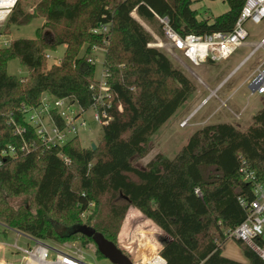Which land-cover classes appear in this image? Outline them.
<instances>
[{
	"label": "trees",
	"instance_id": "16d2710c",
	"mask_svg": "<svg viewBox=\"0 0 264 264\" xmlns=\"http://www.w3.org/2000/svg\"><path fill=\"white\" fill-rule=\"evenodd\" d=\"M194 1L33 0L29 11L16 2L6 27L38 17L42 24L33 38L0 46L2 232L14 229L47 243L79 238L100 254L80 229L93 228L116 244L121 223L134 207L165 233L159 240L165 264H264L240 240L247 262L223 255L218 243L244 220L247 210L240 200L254 199L239 169L254 170L264 183V108L245 130L230 122L207 123L190 133L174 157L158 152L144 167L135 164L152 150V135L196 87L161 49L149 45L152 35L132 12L159 35L156 15L166 17L181 35L228 32L245 0H223L228 9L206 18L198 16ZM100 24H107L108 31L93 33ZM59 45H65L60 61L48 66L45 53ZM93 45L105 48L109 96L98 108L110 117L96 147H83L78 137L46 147L30 126L22 136L14 133L10 119L26 124L22 108L38 105L43 93L68 97L83 110L95 103L96 64L89 60ZM12 59L27 68V75L7 72ZM24 143L34 146L22 151ZM8 145L16 147V155H1ZM20 197L26 200L11 202ZM84 212H89L85 222ZM258 242L264 245L263 239Z\"/></svg>",
	"mask_w": 264,
	"mask_h": 264
},
{
	"label": "built area",
	"instance_id": "2783aa9c",
	"mask_svg": "<svg viewBox=\"0 0 264 264\" xmlns=\"http://www.w3.org/2000/svg\"><path fill=\"white\" fill-rule=\"evenodd\" d=\"M18 0H0V28L7 20L12 9ZM135 17L152 35L153 41L150 46L157 47L168 53L180 66L193 73L192 69L185 61L191 65L198 66L207 62H216L226 60L249 36V31L246 28L247 22L259 24L264 20V0H245L240 13L234 23L231 31H214L206 34L187 33L179 34L169 24L166 17L156 15L158 22L161 25L162 35L157 34L146 23L141 21L132 12ZM93 33H106L108 31L107 24H100L91 29ZM264 42L257 45L260 46ZM8 44L7 42L5 45ZM105 48L93 45L89 60L96 64L98 61V51ZM46 59L50 58L49 52L45 53ZM101 77H96L98 81V94L93 103L94 113L93 118L101 126L109 120V116L104 108L98 107L103 104L105 97L109 96V87L106 82V70L101 62ZM198 80L204 82L198 77ZM250 94L264 95V63L259 64L251 75L246 80ZM215 90L211 91L213 94ZM210 97V96H209ZM206 102V98L202 103ZM222 105L226 106V102L222 101ZM77 106L78 109H75ZM84 111L81 106L74 100L68 97H56L48 93L41 95V101L38 105L22 108L24 115L23 119L26 124L17 123L13 118L10 119L14 128V133L23 135L25 129L30 126L34 135L38 138L43 146H61L73 137H78V129L87 126L86 120L83 118ZM189 116L185 117L179 124L184 127L189 123ZM236 117L238 115L236 114ZM33 144L27 145L24 143L20 150H28L33 147ZM17 154V149L13 145H8L1 151V155L14 156ZM62 156V155H60ZM64 160L66 158L62 156ZM241 177L244 181L249 182L252 186L254 199L247 203L240 200L242 206H245L247 212L244 220L235 227L227 230L225 234L228 238L232 237L246 243L256 254L264 259V245L258 242L262 239L264 229V183L259 182L256 178L255 171L243 165L239 169ZM199 193V190H195ZM8 245L14 252L21 255V260L18 263H0V264H94L88 259L89 254L75 244H63L62 246L34 240L30 246H20L16 241L12 244L0 243V247ZM159 245H156L154 256L148 259L141 258L134 261L133 264H165V259L159 254Z\"/></svg>",
	"mask_w": 264,
	"mask_h": 264
},
{
	"label": "rangeland",
	"instance_id": "374dc122",
	"mask_svg": "<svg viewBox=\"0 0 264 264\" xmlns=\"http://www.w3.org/2000/svg\"><path fill=\"white\" fill-rule=\"evenodd\" d=\"M32 1L33 0H20V4L25 10L29 11ZM192 5L193 8L197 10L198 16L205 18L212 17V15H218L228 9V4L223 0H197L194 1ZM41 24L42 19L39 17L33 18L28 24L25 25L9 24L6 27V23H4L0 28V32H2L0 33V46L5 45V43H8L11 39L21 37L33 38L35 36L36 28ZM149 27L153 29L151 26ZM246 28L250 34L252 33V35H254H250L251 37L249 36L247 39L259 40L260 36L257 34L263 31L262 29L264 28V20L259 24L247 22ZM64 50L65 45H59L55 50H48L47 52H49L50 58L46 59V64L49 66L52 63H58L63 55ZM250 50L251 49L248 47H238L237 50H235L226 60L207 62L198 66H193L187 60H185L192 69L193 73L184 69L168 53L162 50L171 60L174 66L180 69L194 83L199 92L197 93L196 91L188 100H186L176 110V112L152 135L151 143L153 148L147 155L135 160V164L138 167H144L146 162L158 152L163 153L164 156L168 158L174 157V155L186 144L190 133L196 128L195 125L191 124L199 117H207L209 114L213 113L210 116L211 118L209 119L208 123L229 121L241 130H244L246 126L252 122L253 114L258 109L264 108V95L257 93L249 95V90L245 84L241 85L236 91H233V89L240 74L244 73L246 69H249L257 57L264 55L263 49H259L258 52H256L254 56L250 57L236 73L223 80V76L225 75L226 71L230 69L231 65L242 59L248 54ZM98 57L99 59L96 62L95 76L100 78L102 68L101 62L104 57L103 50L98 51ZM7 72L18 77H23L27 75L28 70L20 63L18 59H12L7 63ZM203 72L209 74V78L207 75H204ZM198 77L204 82V84L198 80ZM220 82L222 83L217 86ZM205 84L209 85L210 88H206ZM213 90H215V92L212 94L211 91ZM202 98H206V102L201 104L192 114H190L188 125L184 127L179 126L180 122L182 121H180V119L188 116ZM222 101L226 102V106L222 105ZM74 107L75 109H78L77 106ZM230 110L235 113H240V117L236 118ZM93 113V106L84 111L83 118L86 120L87 126L85 128L78 129V138L80 144L83 147L96 144L101 135V124L94 120ZM25 200V197L16 199L13 198L11 199V202L13 204H18L24 202ZM136 210L138 209L134 207H130L128 209L130 214L131 212L136 213ZM87 214H89V212H84L81 214L82 221H86ZM130 214L126 213L124 220L121 223L116 238V245L124 253H126L134 263L136 260H134V258H132V256L126 252V249H124L126 244L128 245V249L131 248L129 245L136 248L141 247L139 251H142L143 254L146 255L143 259H148L150 256H154L152 247L153 245L156 246L160 243V236L153 229L148 227L143 221L137 219L133 222L129 221ZM137 214L139 213L137 212ZM1 228L2 227L0 226V243L3 242L5 244H12L16 241L20 246H26V242H28L30 245L33 243L31 239H26L24 237L17 238L16 232L12 230H9L8 234L5 235L1 231ZM262 239L264 240V229ZM48 243L56 246H62L63 244H75L83 248L87 254H89L88 259L94 264H113L106 257L95 253V246L93 243H82L79 238L63 242L48 241ZM218 243L223 255L241 262H247V259L243 254L242 246L237 242L236 239L232 237L228 238L225 234L224 240L222 242L218 241ZM150 251L151 253H149ZM12 254H15V252L8 245H3L0 247V257L7 259L11 257Z\"/></svg>",
	"mask_w": 264,
	"mask_h": 264
},
{
	"label": "crops",
	"instance_id": "0c3cea01",
	"mask_svg": "<svg viewBox=\"0 0 264 264\" xmlns=\"http://www.w3.org/2000/svg\"><path fill=\"white\" fill-rule=\"evenodd\" d=\"M192 7H193V5H192ZM263 31H261V33H259V34H257V35H259L260 37V39L258 40V39H246L240 46H238V47H248V48H250L251 50L248 52V54L247 55H245L242 59H240L239 61H236L235 63H233V65H231V67H230V69H228L227 71H226V73H225V75L223 76V80H225L226 78H228V77H230L232 74H234V73H236L239 69H240V67L250 58V57H252V56H254L255 54H256V52H258V50L259 49H263V51H264V42L260 45V46H258L257 47V45L261 42V40H262V38H264V28L262 29ZM254 36V35H252V33L250 34V32H249V36ZM248 36V37H249ZM250 36V37H251ZM237 47V48H238ZM237 48L235 49V50H237ZM231 56V55H230ZM229 56V57H230ZM228 59V58H227ZM262 63H264V55L263 56H259V57H257L256 59H255V61L253 62V65H251V67L249 68V69H246L245 70V72L244 73H242V74H240V76L238 77V79H237V81L235 82V85H234V89H233V91H236L238 88H240V86L241 85H243V84H245L246 85V87H247V89L249 90V88H248V86H247V78L251 75V73L254 71V69L259 65V64H262ZM204 73V75H207V77L208 76H210L209 74H206L205 72H203ZM209 78V77H208ZM222 82H220V83H218V85L217 86H219L220 84H221ZM205 87L206 88H210V86L209 85H207V84H205ZM197 91V93L199 92V90H198V88H196V90H195V92ZM194 92V93H195ZM193 93V94H194ZM192 94V95H193ZM191 95V96H192ZM249 95H251L250 94V90H249ZM204 98H202L201 99V101L199 102V103H197V106H195L193 109H192V111L189 113V115L190 114H192L200 105H201V103H202V100H203ZM231 111V110H230ZM232 112V111H231ZM233 113V115L236 117V114L238 115V117H240V113H235V112H232ZM213 113H211V114H209L207 117H199V118H197V119H195L194 120V122L191 124V125H195V127L196 128H198V127H200V126H203V125H205V124H207L208 122H209V119L211 118L210 116L212 115ZM188 115V116H189ZM187 117V116H186ZM238 117H236V118H238ZM185 117H183V118H181L180 119V121L181 120H183ZM221 122H229V121H221ZM233 124V123H232ZM250 125V124H249ZM249 125H247L246 126V128L249 126ZM195 128V129H196ZM245 128V129H246ZM244 129V130H245ZM139 214H137V212L135 213V212H131V214L129 213V211L127 212V214H130L129 215V221H131V222H133L134 220H140V221H143L148 227H150L151 229H153L159 236H166L165 235V233L156 225V224H154L150 219H148V218H146L145 216H143V214L139 211V210H136ZM141 215V216H140ZM142 217V218H141ZM151 223V224H150ZM0 226L2 227L1 228V231L3 230V225L0 223ZM156 228V229H155ZM9 230H12V231H14V232H16V236H17V238L18 237H24V238H26V239H31L32 241H33V243H34V238H32V237H30V236H28V235H26V234H24V233H22V232H19V231H16V230H14V229H9ZM9 230L6 232V233H4L5 235H7L8 234V232H9ZM32 243V244H33ZM31 244V245H32ZM157 245H159V247H160V243L159 244H157ZM26 246H30V244L28 243V242H26ZM127 244H126V246H125V248L124 249H126V252L128 253V254H130L131 256H132V258H134V260H136V261H138V260H140L142 257H145L146 255L145 254H143V252L142 251H139L140 249H141V247H138V248H136V247H133V246H131V245H129L131 248L130 249H128L127 248ZM146 246V245H145ZM155 248V249H154ZM144 249V248H143ZM152 249H153V254H155V252H156V246L155 245H153V247H152ZM149 253H151V251L149 252ZM20 260H21V255L20 254H18V253H16L15 252V254H12L11 255V257H9V258H7V259H5V258H3V257H0V263H4V262H8V263H18V262H20Z\"/></svg>",
	"mask_w": 264,
	"mask_h": 264
},
{
	"label": "water",
	"instance_id": "95a60500",
	"mask_svg": "<svg viewBox=\"0 0 264 264\" xmlns=\"http://www.w3.org/2000/svg\"><path fill=\"white\" fill-rule=\"evenodd\" d=\"M91 147L94 149L96 145L92 144ZM80 230L92 237L100 254L109 259L113 264H133L126 253L115 243L107 240L100 232L90 227H83Z\"/></svg>",
	"mask_w": 264,
	"mask_h": 264
},
{
	"label": "bare ground",
	"instance_id": "6f19581e",
	"mask_svg": "<svg viewBox=\"0 0 264 264\" xmlns=\"http://www.w3.org/2000/svg\"><path fill=\"white\" fill-rule=\"evenodd\" d=\"M152 256H150V258H151ZM142 258H145V257H142Z\"/></svg>",
	"mask_w": 264,
	"mask_h": 264
}]
</instances>
